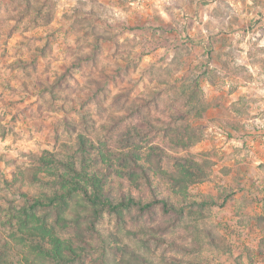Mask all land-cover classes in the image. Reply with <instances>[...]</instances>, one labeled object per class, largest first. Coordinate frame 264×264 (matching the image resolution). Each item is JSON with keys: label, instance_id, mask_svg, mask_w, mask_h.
I'll return each mask as SVG.
<instances>
[{"label": "rangeland", "instance_id": "obj_1", "mask_svg": "<svg viewBox=\"0 0 264 264\" xmlns=\"http://www.w3.org/2000/svg\"><path fill=\"white\" fill-rule=\"evenodd\" d=\"M6 117L0 264H264V0H0ZM131 124L148 130L134 144L174 210L95 217L74 194L34 211L74 252L41 254L21 224L28 199L65 192L51 183L65 143ZM113 164L123 175H103L105 191L148 194L127 179L138 167Z\"/></svg>", "mask_w": 264, "mask_h": 264}, {"label": "trees", "instance_id": "obj_2", "mask_svg": "<svg viewBox=\"0 0 264 264\" xmlns=\"http://www.w3.org/2000/svg\"><path fill=\"white\" fill-rule=\"evenodd\" d=\"M151 127V123H148ZM146 129L139 125H129L116 133H104L98 135L96 140L87 135L86 129L81 128V131H76L74 138V145L65 143L66 151L69 153V159L66 161H57L62 172L56 173L53 176L51 183L63 184L66 188L65 192H53L52 197H47V201L40 198L26 199L28 202L27 208L33 211L30 220H22L24 229H32V237H36L35 246L38 251L44 256L54 259L56 261H64L67 258L66 252H74V249L67 239H61L53 230L54 225H48L49 213H44L43 216L38 217L34 211H50L53 205L62 210L63 203L66 197H72L74 194H80L91 207L93 216L99 217L102 210H108L120 214L121 210L136 209L139 212H151L155 208L161 209L163 212H171L174 210V203L169 197L153 188V182L149 178L147 167L140 161L138 147L134 144L135 138H141ZM69 133V130L67 131ZM108 142L109 146L107 153L101 151V144ZM48 152V151H46ZM78 161V167L76 162ZM124 160V161H123ZM40 163H52L54 160L39 158ZM113 161L118 165H125L130 169L138 167L142 175H132L130 172L128 180L132 183L145 185L150 187L148 194L137 195L129 191L125 193L122 190L112 193L110 187L105 191L106 179L103 175H111L112 172L123 175L120 169L114 167ZM123 161V162H122ZM135 166V167H133ZM55 169V168H54ZM56 169H58L56 167ZM71 174V175H69ZM136 178L142 179L136 183ZM124 179H122L123 181ZM115 183H120L119 179ZM122 183V182H121ZM42 214V213H41ZM60 211L57 212L59 217ZM28 217V214H25ZM36 220V221H35ZM32 222L33 227H29L28 223ZM36 231L37 233H35Z\"/></svg>", "mask_w": 264, "mask_h": 264}, {"label": "clouds", "instance_id": "obj_3", "mask_svg": "<svg viewBox=\"0 0 264 264\" xmlns=\"http://www.w3.org/2000/svg\"><path fill=\"white\" fill-rule=\"evenodd\" d=\"M248 2L251 3V0H248ZM9 119H10V117H6L4 120L0 121V126H2L5 129H7L10 126L9 123H8ZM11 127H12L13 133H15L16 135L17 134L23 135V129L16 128L15 126H11ZM9 137H10V139L8 141H6V143H11V138L14 137V136L9 134ZM25 138H27V137H25ZM13 251L15 252V249H13ZM26 251L27 250L24 249L23 251L16 253V258L19 259L20 257H22L25 254ZM9 258L11 259L12 257H9ZM21 264H22V261H21Z\"/></svg>", "mask_w": 264, "mask_h": 264}]
</instances>
